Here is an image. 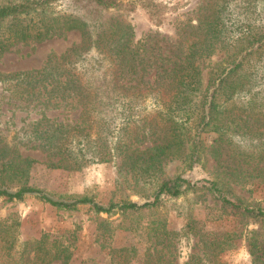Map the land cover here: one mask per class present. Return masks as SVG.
<instances>
[{"label":"trees","instance_id":"trees-1","mask_svg":"<svg viewBox=\"0 0 264 264\" xmlns=\"http://www.w3.org/2000/svg\"><path fill=\"white\" fill-rule=\"evenodd\" d=\"M154 1L0 0V28L5 24L0 32V54L15 43L41 42L73 31L80 35V44L66 51L58 68L54 69L48 60L41 69L22 74L28 86L33 78L45 80L55 70L58 76L65 72L75 77L62 82L56 79L47 91L50 96L47 101L58 99L59 103L79 110L73 125L61 124L41 132L48 167L76 171L117 156L130 161L140 172L156 171L174 159H179L189 170L201 164L206 154L219 161L226 148H231L237 158L247 163L264 164V96L257 89L261 85L259 80L264 78L261 73L264 26L243 23L244 29L230 41L224 15L228 0H206L210 6L198 17L195 26L203 35L200 49L199 43H192L190 53L184 58L176 55L179 49L171 50L175 60L171 63L165 57L170 63L158 66L160 70L156 69L152 80L154 74L151 76L150 72L157 61L156 54H142L134 42L133 26L123 16L140 7L148 12L154 24H160V4ZM258 5L264 10V0L239 3L246 11ZM57 6L63 9L54 11ZM216 49L224 50V57L210 69L203 85L197 54L209 56ZM85 59L90 63L82 71L86 79L67 71V67ZM148 98L153 100V107L144 111L146 107L141 104ZM73 138L75 145H71ZM144 143L152 145L139 150ZM26 161L35 162L28 157ZM223 174L227 185L219 180L204 183L223 208L245 223L257 226L249 231L246 247L250 264H264V207L248 204L229 188V184L249 183L252 175L246 180L228 168ZM155 179L154 191L143 202L101 204L87 196L55 198L26 184L10 189L4 181L0 197L11 202L34 196L61 210L87 207L96 214L127 218L159 209L164 200L178 199L196 187L181 175L162 181ZM149 224V238L172 235L158 223ZM160 230L163 231L158 235ZM0 240L5 247L1 264H70L72 258L70 245L49 233L19 241L11 225L0 224ZM131 254L124 248L111 249L110 264H129L134 255ZM216 255L212 253V258ZM194 259V264H203L200 257ZM152 264L161 263L154 259ZM214 264L226 263L216 260Z\"/></svg>","mask_w":264,"mask_h":264},{"label":"rangeland","instance_id":"rangeland-1","mask_svg":"<svg viewBox=\"0 0 264 264\" xmlns=\"http://www.w3.org/2000/svg\"><path fill=\"white\" fill-rule=\"evenodd\" d=\"M240 1L228 0L224 12L226 35L230 41L244 29L241 28L243 23L264 26V10L260 5L246 11L239 7ZM154 2L160 4V24H154L148 12L140 7L123 16L133 26L134 42L142 54H156L157 61L151 68V76L156 69L160 70L161 65L170 63L165 57H169L171 63L176 55L184 58L190 53L192 43L202 41L203 35L195 26L198 17L210 6L206 5V0L205 3L204 0ZM62 9L57 6L54 11ZM255 9L257 11L253 14ZM4 26L0 32L4 31ZM80 41L79 33L73 31L41 42L15 43L0 54V187L2 181L10 189L26 184L55 198L87 196L101 204L143 202L154 191L155 178L162 181L181 175L195 184V190L178 199L164 200L159 209L127 218L118 214H96L87 207L61 210L34 196L11 202L0 197V224L11 225L19 241L36 239L43 233L58 237L70 245V264H110L109 251L121 248L130 252V256L133 252L129 264H152L154 259H159L161 264H194L196 257H200L203 264H214L216 260L226 264H250L246 243L249 231L256 230L257 226L245 223L223 208L221 201L204 183L205 180H219L226 184L227 178L223 173L227 168L246 180L252 175L249 183L229 184V188L248 204L264 207V164L247 163L237 158L231 148L223 151L219 161L206 154L201 164L189 170L179 159H174L156 171L140 172L137 167H132L130 161L117 156L76 171L47 166L46 153L42 151L45 140L40 138L41 132L48 128L53 130L61 124L73 125L79 116V110L70 104L59 103L58 99L47 101L50 97L47 91L56 79L62 82L75 77L65 72L58 76L55 70L45 80L33 78L28 86L22 74L41 69L48 60L54 69L58 68L61 57ZM200 46L199 43L197 48ZM174 49H179L177 54L170 55ZM201 54H197V63L203 70L204 85L210 69L224 57V50L216 49L209 56ZM87 60L75 62L66 69L76 73V77L86 79L82 71L90 64ZM261 73L264 74V68ZM259 81L261 85L257 89H261L264 96V78ZM45 86H48L46 92ZM152 101L148 98L141 104L146 107L144 111L152 109ZM75 142L73 138L71 145ZM151 145L144 143L138 149L144 150ZM27 157L35 162L28 164ZM17 172L19 174L15 176ZM151 173H155L154 176ZM148 178L151 183L144 181ZM151 221L172 235L149 238L147 227ZM2 243L0 240V264L5 251ZM212 253L218 255L212 258Z\"/></svg>","mask_w":264,"mask_h":264}]
</instances>
